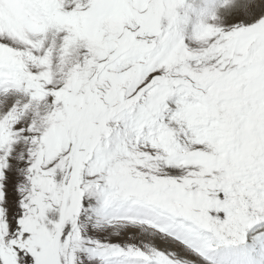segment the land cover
I'll return each instance as SVG.
<instances>
[{
	"label": "snow or ice",
	"instance_id": "6c2138e0",
	"mask_svg": "<svg viewBox=\"0 0 264 264\" xmlns=\"http://www.w3.org/2000/svg\"><path fill=\"white\" fill-rule=\"evenodd\" d=\"M258 53L264 0H0V264H264Z\"/></svg>",
	"mask_w": 264,
	"mask_h": 264
},
{
	"label": "rangeland",
	"instance_id": "374dc122",
	"mask_svg": "<svg viewBox=\"0 0 264 264\" xmlns=\"http://www.w3.org/2000/svg\"><path fill=\"white\" fill-rule=\"evenodd\" d=\"M230 2L231 0H225V3H230ZM215 14L217 16V22L218 23L222 22V16L219 12V9H216ZM255 63H256V67L254 68V70L248 73V78L253 80L260 77L261 74H264V53L257 54V57L255 58ZM200 264H207V262L201 261Z\"/></svg>",
	"mask_w": 264,
	"mask_h": 264
}]
</instances>
